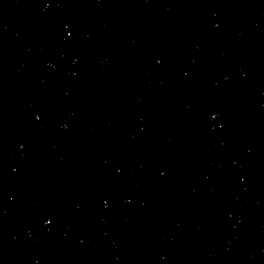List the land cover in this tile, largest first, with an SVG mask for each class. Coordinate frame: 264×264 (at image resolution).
<instances>
[{
  "label": "water",
  "instance_id": "1",
  "mask_svg": "<svg viewBox=\"0 0 264 264\" xmlns=\"http://www.w3.org/2000/svg\"><path fill=\"white\" fill-rule=\"evenodd\" d=\"M0 264H264V0H0Z\"/></svg>",
  "mask_w": 264,
  "mask_h": 264
}]
</instances>
